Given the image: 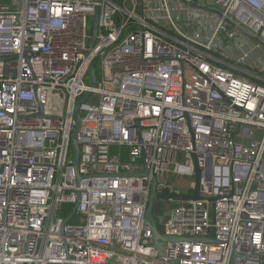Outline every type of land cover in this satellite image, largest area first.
<instances>
[{
	"label": "built area",
	"instance_id": "built-area-1",
	"mask_svg": "<svg viewBox=\"0 0 264 264\" xmlns=\"http://www.w3.org/2000/svg\"><path fill=\"white\" fill-rule=\"evenodd\" d=\"M248 36L264 45V0H0V264H264V50ZM194 157L201 198L168 200L159 231L213 242L159 256L152 177L191 195Z\"/></svg>",
	"mask_w": 264,
	"mask_h": 264
},
{
	"label": "water",
	"instance_id": "water-1",
	"mask_svg": "<svg viewBox=\"0 0 264 264\" xmlns=\"http://www.w3.org/2000/svg\"><path fill=\"white\" fill-rule=\"evenodd\" d=\"M97 32H98V9L95 8L94 10V14L91 20V29H90V33H91V39L89 41V48L91 49L94 45V41L95 38L97 36ZM250 39H252L253 41L259 42V44L261 45V47L264 50V45L256 38H252L250 36H248ZM88 75H89V85L90 87L94 88L96 86L97 80H96V74L94 72L93 66L90 65L88 68ZM89 97V93H86L82 98H80L76 104H75V108H74V112H73V117L75 119V125L74 128L71 132V137H70V147H71V152H72V166L74 169V173L76 175V178H80V175L78 174V161H79V147H78V143H77V138H78V130H79V126H80V115H79V109H80V105ZM41 115V113L39 114ZM194 161V166H195V176H194V184H195V188L193 190V193L191 195H169V194H156L155 192V185H156V179L154 177H152V187L150 190V194L148 197V204L147 207L145 209V224L150 228V232H151V236H152V240H153V246L155 247V249L158 252V255L161 256L162 253V248H161V244L159 243V241H168V242H180V241H200V242H213V239H179V238H173V237H166L164 235H162L158 229V225L155 221L154 218V204L158 201V200H164V201H186V200H199L201 198L200 195V178H199V171L196 165V160L195 157L193 159ZM145 173H142V176H145ZM75 211H72V213L65 219V222H67L71 216L73 215ZM233 260H236V255L233 253L232 255Z\"/></svg>",
	"mask_w": 264,
	"mask_h": 264
},
{
	"label": "rangeland",
	"instance_id": "rangeland-1",
	"mask_svg": "<svg viewBox=\"0 0 264 264\" xmlns=\"http://www.w3.org/2000/svg\"><path fill=\"white\" fill-rule=\"evenodd\" d=\"M115 150L116 149L113 148L112 153L116 152ZM158 180L160 182L173 185L178 190H180L182 193L190 192V190L188 189V185H189V182L191 181V178L189 177H185V176L177 177V176L169 174L167 177H164V176L158 177ZM173 205H174L173 203H170L164 200H158L154 204V218H155L157 225L161 226V222L163 221V219L165 218V215L167 214V212L170 210V208ZM71 223H77V217H74L71 220Z\"/></svg>",
	"mask_w": 264,
	"mask_h": 264
},
{
	"label": "trees",
	"instance_id": "trees-1",
	"mask_svg": "<svg viewBox=\"0 0 264 264\" xmlns=\"http://www.w3.org/2000/svg\"><path fill=\"white\" fill-rule=\"evenodd\" d=\"M115 151H117V150H115ZM160 228H161V227L158 225V229H159V230H160Z\"/></svg>",
	"mask_w": 264,
	"mask_h": 264
}]
</instances>
